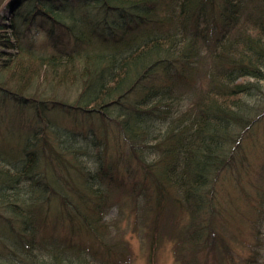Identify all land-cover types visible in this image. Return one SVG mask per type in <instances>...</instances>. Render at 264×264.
Masks as SVG:
<instances>
[{
	"label": "trees",
	"instance_id": "trees-1",
	"mask_svg": "<svg viewBox=\"0 0 264 264\" xmlns=\"http://www.w3.org/2000/svg\"><path fill=\"white\" fill-rule=\"evenodd\" d=\"M7 3L0 99L30 108L44 133L37 148L25 141L17 161L0 160V207L12 216L5 219L19 241L15 257L23 254L0 264L129 262L124 236L104 237L113 206L129 210L133 231L151 250L171 242L175 264H237L230 242L238 236L223 232L240 207L232 195L221 198L219 180L229 171L241 178L250 150L260 148L254 130L264 118V0ZM34 31L48 34L42 47ZM52 32L60 36L50 40ZM57 109L113 120L140 181L124 190L113 163L84 167L79 155L97 141L75 148L62 140ZM71 171L82 186L64 177ZM257 191L261 241L264 190ZM54 195L62 211L47 217L44 202L54 207ZM50 219L66 223L67 232L59 235L56 225L46 232ZM258 256L255 250L242 264H264Z\"/></svg>",
	"mask_w": 264,
	"mask_h": 264
},
{
	"label": "rangeland",
	"instance_id": "rangeland-1",
	"mask_svg": "<svg viewBox=\"0 0 264 264\" xmlns=\"http://www.w3.org/2000/svg\"><path fill=\"white\" fill-rule=\"evenodd\" d=\"M7 5L8 3H6L0 10V17L6 14ZM40 24L43 25L42 22ZM34 36L37 38V41L39 42L38 45L41 47L43 46L44 41L48 39V34L41 32L34 31ZM58 36H60L59 33L55 32L50 40H55ZM65 41L66 39H63L60 43L62 44ZM262 98L263 97L260 96V99L264 100V98ZM250 103L252 104V102ZM52 117L57 121L58 126H56V130L59 132L60 138L62 140L68 138V140H66L68 144L75 145V148L84 146L93 139L97 141V147L90 148L88 145L85 152L81 156L79 155V160L81 159L84 167L86 166L88 169H95L96 166L99 167V164L101 165L104 163L105 167H108L113 163L115 165L114 173L117 176L116 182L120 183L123 181L126 185L124 190H128V187L137 183V181H140L142 175H135L141 170L137 163H130L126 160L125 156H127L128 147L121 131L113 120L108 119L102 122L99 119H96V117L90 119L89 117L63 109L54 110ZM39 126L40 125L35 120V114L30 108L16 106L11 102H3L1 97L0 153L2 155L10 160L17 161L22 155L21 151L28 138L30 139H28L30 144H32V146L34 144V147L37 148L39 142L38 136L44 133L43 130H40ZM38 131L39 133L37 134ZM255 131L260 143L257 144V146L260 145V148H257L255 153H252L253 148L250 150V153L248 154L250 165H247L248 161L245 162L247 170L242 171V177L238 178V175L229 171L226 176L224 175L219 180V190L222 191L221 198L225 197L228 200L229 196L232 195V197L236 198V203L239 204L237 206L240 207L238 212L235 211V208L233 209L234 212H229L232 216H228V219L233 224L229 223V227H225L223 232V237L227 239H229L230 230H234L233 234L238 236L236 241L230 242V247L233 250V253H235L237 264H242L243 258L251 257L255 250H258V260L262 262L264 261V233H262V240L258 241L255 227L257 225L256 222L258 221L259 214L255 213L258 208L254 206V204L257 203V200L258 204L260 202V196L258 195L257 190H264V118L263 122L255 127L254 132ZM49 133V140L52 142L54 139L51 132L48 130V134ZM38 150L41 154V146H39ZM42 163L44 170L51 169L49 167L45 168V160H42ZM56 171L61 174L59 169ZM71 172L70 175L62 173L64 177L68 176L76 187L82 186V181L77 179V175L73 173V171ZM238 179L239 182H237ZM226 187H228V190ZM54 198V207H50L44 202L45 209L50 208L47 217H50L51 214H58L56 212L57 210L59 212L62 211L63 206L60 204V196L57 197L54 195ZM142 200L143 199H141V201ZM121 206H124V204H121ZM109 209L110 210H108V213L106 214V220L110 226L104 230V237L106 239L109 237V239L113 240V238H118L116 236L122 235L127 244L131 247L130 260L123 264H175L171 242L165 240L162 243L160 242L157 245V248L151 250L147 242L144 240V237L141 236L138 231H133L134 224L129 210L122 213L120 206H113ZM243 212L245 217L239 216V214L241 215ZM0 213L3 214V216L0 217V261H8L9 259L23 260L22 253H18L15 257V252L19 248V241L16 238V233L9 229L7 226L8 224L6 225L5 218H11L12 216L9 213H6L2 207H0ZM63 218L67 220L66 216ZM51 221L53 223H50ZM113 221H116V225L121 232L115 228ZM182 222H185V220H182ZM46 224L48 225L46 232H48V228L52 231L55 225L58 227V231L56 232L59 235H63L67 232V224L63 221L50 219ZM42 231L44 232V230ZM69 233L70 232H68V234ZM78 238L89 240V238L84 237L82 234Z\"/></svg>",
	"mask_w": 264,
	"mask_h": 264
},
{
	"label": "bare ground",
	"instance_id": "bare-ground-1",
	"mask_svg": "<svg viewBox=\"0 0 264 264\" xmlns=\"http://www.w3.org/2000/svg\"><path fill=\"white\" fill-rule=\"evenodd\" d=\"M71 5H72V4H71ZM43 26H44L43 28H45V27H46V25H44V24H43ZM52 33L54 34L55 32H52ZM0 160H1V161H6V158H5V156H4V155H2V154H0ZM0 163H1V162H0Z\"/></svg>",
	"mask_w": 264,
	"mask_h": 264
},
{
	"label": "water",
	"instance_id": "water-1",
	"mask_svg": "<svg viewBox=\"0 0 264 264\" xmlns=\"http://www.w3.org/2000/svg\"><path fill=\"white\" fill-rule=\"evenodd\" d=\"M6 0H0V9Z\"/></svg>",
	"mask_w": 264,
	"mask_h": 264
}]
</instances>
